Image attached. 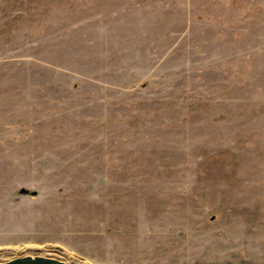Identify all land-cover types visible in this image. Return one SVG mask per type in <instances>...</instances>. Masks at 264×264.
Wrapping results in <instances>:
<instances>
[{
  "label": "rangeland",
  "instance_id": "obj_1",
  "mask_svg": "<svg viewBox=\"0 0 264 264\" xmlns=\"http://www.w3.org/2000/svg\"><path fill=\"white\" fill-rule=\"evenodd\" d=\"M263 5L0 0V261L199 264L234 209L261 232Z\"/></svg>",
  "mask_w": 264,
  "mask_h": 264
},
{
  "label": "crops",
  "instance_id": "obj_2",
  "mask_svg": "<svg viewBox=\"0 0 264 264\" xmlns=\"http://www.w3.org/2000/svg\"><path fill=\"white\" fill-rule=\"evenodd\" d=\"M262 8V16L264 18V5ZM262 18V19H263ZM264 22V19L261 20ZM36 185L34 181L31 182V186ZM20 193L36 195L38 190L35 188H28L26 186H20ZM242 210V209H241ZM234 209L231 213L222 214V230H217L216 234L219 239L222 240V251L219 252L218 256L206 257L198 260L199 264H264V250L260 251L259 248H264V229L261 231L262 236H259L261 232L258 230V226L254 223V220H248V217H252L248 211L243 214L242 211ZM218 215L206 212L195 219L196 223H212L217 222ZM254 217V216H253ZM257 221V220H256ZM224 225V226H223ZM264 228V224H262ZM139 233H146V230L139 228ZM161 230H155L154 233H160ZM189 232V231H188ZM129 233V232H128ZM130 238V233L128 238ZM190 239V238H188ZM261 243V244H260ZM261 245V246H260ZM121 258V257H120ZM118 257V260L112 264H123ZM190 258L182 257L180 260H140L141 264H192Z\"/></svg>",
  "mask_w": 264,
  "mask_h": 264
},
{
  "label": "water",
  "instance_id": "obj_3",
  "mask_svg": "<svg viewBox=\"0 0 264 264\" xmlns=\"http://www.w3.org/2000/svg\"><path fill=\"white\" fill-rule=\"evenodd\" d=\"M0 264H75L55 256L23 254L0 261Z\"/></svg>",
  "mask_w": 264,
  "mask_h": 264
}]
</instances>
